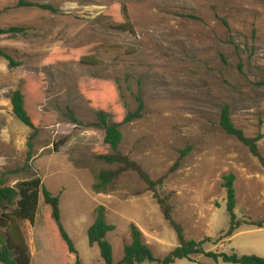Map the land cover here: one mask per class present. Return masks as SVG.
Segmentation results:
<instances>
[{
    "label": "rangeland",
    "instance_id": "1",
    "mask_svg": "<svg viewBox=\"0 0 264 264\" xmlns=\"http://www.w3.org/2000/svg\"><path fill=\"white\" fill-rule=\"evenodd\" d=\"M120 4L134 34L119 29ZM11 27L27 33L0 35V49L19 64L10 68L0 58V179L15 187L38 177L60 197L62 223L82 264H104L87 235L100 207L116 228L107 236L116 263L131 243L132 224L157 259L178 247L157 199L171 208L187 240L203 242L204 252L264 259V228L248 225L264 222V0H0V29ZM103 49L113 56L103 57ZM81 52L103 64H81L75 59ZM17 89L39 129L32 148V131L12 112ZM138 97L144 115L120 126L123 141L113 151L104 144L105 131L94 126L96 113L134 112ZM225 105L246 137L262 136L258 157L221 129ZM106 155L138 165L155 190L124 164L100 158ZM103 171L118 176L99 189ZM229 174L241 226L224 239L230 216L223 177ZM50 216L40 194L35 223L24 225L29 247L37 250L34 264H72L76 256ZM176 264L229 263L201 255Z\"/></svg>",
    "mask_w": 264,
    "mask_h": 264
},
{
    "label": "trees",
    "instance_id": "2",
    "mask_svg": "<svg viewBox=\"0 0 264 264\" xmlns=\"http://www.w3.org/2000/svg\"><path fill=\"white\" fill-rule=\"evenodd\" d=\"M19 5L36 7L52 13H57L58 11L50 5L32 4L24 1L20 2ZM115 7L120 16L123 17V22L120 24L119 29L134 34L135 31L129 20L127 8L121 4L115 5ZM224 24L227 25L226 22H224ZM26 33L27 28L25 27L0 29V35H10L11 37H18ZM102 51H104L105 54L103 57L113 56L107 49H103ZM0 58L6 60L10 68L19 66L8 53L1 49ZM75 59L81 64L88 66H101L103 64L100 58L89 56L82 52L77 53ZM136 100L137 109L134 112L109 113L104 109H100L96 113L97 123H95L94 126L102 128L105 131L104 144L113 151L118 150L119 145L123 141V133L120 130V126L141 120L144 115V101L140 97ZM10 101L14 117L32 131L28 142V146L32 148V142L37 138L39 129L34 124L25 108V97L22 91L20 89L15 90L11 95ZM66 117L72 124H79L78 119L70 109H67ZM219 125L227 135L237 139L249 149L253 156L258 157V144L262 136L256 138L246 137L244 133L233 124L231 110L227 105L221 109ZM100 158L108 164H124L126 169L139 173L146 185H148L152 191L155 190L156 183L153 182L138 165L130 162L126 157L120 155H106L100 156ZM30 159L31 153L28 154V161ZM117 176L118 174L114 172H101L97 177L98 184L96 188L106 189L114 182ZM234 184L235 176L233 174L223 177V188L226 190L227 195L226 208L230 216V227L223 236L224 239L232 238L241 226L236 220V192ZM40 194H42L45 204L51 208L50 217L55 222L59 234L67 246L69 254L76 256V261L72 264H82L77 255L75 245L62 223L60 197L53 195L47 190L38 177L18 183L15 187L4 186V181L0 179V264H31L32 254L24 235V225L27 221L32 225L35 223ZM157 200L165 220L176 233L178 247L171 251L164 259H157L153 255L151 248L144 243L143 234L140 229L132 224L130 227L131 243L124 246L123 257L116 263L114 260L113 247L107 240L108 234L114 232L116 228L114 225L107 222L105 210L100 207L96 210L95 221L89 227L87 235L89 245L98 246L104 264H143L146 262L176 264L177 261L181 260L194 261L196 256L201 255L214 260L222 259L225 263L229 264H264V259L257 256H238L237 254L227 255L204 252L202 249L203 242L198 243L193 240H187L184 236L183 227L173 220L171 208L166 203L159 201V199ZM248 225L254 226L257 229L264 228V222L250 223Z\"/></svg>",
    "mask_w": 264,
    "mask_h": 264
},
{
    "label": "crops",
    "instance_id": "3",
    "mask_svg": "<svg viewBox=\"0 0 264 264\" xmlns=\"http://www.w3.org/2000/svg\"><path fill=\"white\" fill-rule=\"evenodd\" d=\"M26 238V237H25ZM27 241V240H26ZM29 246V245H28ZM30 248V247H29ZM30 251H31V254H32V261H31V264H34V260H35V251H37V250H35L34 252L31 250V248H30ZM37 253V252H36Z\"/></svg>",
    "mask_w": 264,
    "mask_h": 264
}]
</instances>
